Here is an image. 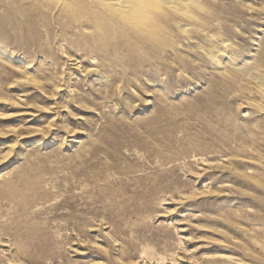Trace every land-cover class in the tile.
I'll return each mask as SVG.
<instances>
[{
    "label": "rangeland",
    "instance_id": "1",
    "mask_svg": "<svg viewBox=\"0 0 264 264\" xmlns=\"http://www.w3.org/2000/svg\"><path fill=\"white\" fill-rule=\"evenodd\" d=\"M29 2L0 0V264H264V0L167 6L156 48Z\"/></svg>",
    "mask_w": 264,
    "mask_h": 264
},
{
    "label": "bare ground",
    "instance_id": "2",
    "mask_svg": "<svg viewBox=\"0 0 264 264\" xmlns=\"http://www.w3.org/2000/svg\"><path fill=\"white\" fill-rule=\"evenodd\" d=\"M28 1H32L29 2V6L31 8L37 9L44 5L50 10L57 11L61 16H66L70 23L78 21L80 25L86 23L89 26L93 25L94 27H97L103 36L102 38H105V45L107 46L109 45L107 42L108 40L113 42V38H117V42H121L126 45L131 43H140L144 46L156 48L158 45L156 32L159 29L156 19L158 18L157 16L159 12L167 6L177 11L178 14H182V17H178L181 22H178V18L176 19V29L181 32H183L189 24L191 25V22L189 23L185 19H193L194 17V15L189 12V7H186L189 0ZM82 27L86 26L83 25ZM102 30L105 34H103ZM261 39V35L257 36L255 41L256 46H260ZM221 43L223 44V42H220V44ZM96 44L97 46L102 45V43L98 42H96ZM109 50V52H111V48ZM107 51L108 48L106 49V53ZM95 52L96 54H99L98 50H95ZM209 55L214 57L213 52H211V54L209 53ZM260 64L264 65L263 58L260 60ZM260 96L262 100H264V91H260ZM11 151L12 150H9V152Z\"/></svg>",
    "mask_w": 264,
    "mask_h": 264
}]
</instances>
